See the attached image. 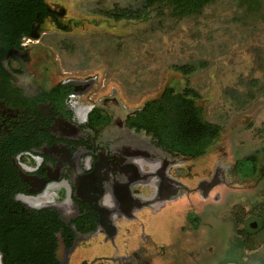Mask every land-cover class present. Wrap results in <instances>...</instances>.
<instances>
[{"label":"rangeland","instance_id":"1","mask_svg":"<svg viewBox=\"0 0 264 264\" xmlns=\"http://www.w3.org/2000/svg\"><path fill=\"white\" fill-rule=\"evenodd\" d=\"M51 1L64 11L60 21L68 29L45 25L30 44L27 69L35 77L92 78L96 96L116 92L131 108L165 87H189L199 95L203 118L222 128L205 155L174 164L171 173L190 192L159 211L144 209L142 223L123 234L129 248L118 254L142 244L143 234L150 264H264V229L246 233L249 221L264 216V0H211L185 15L175 13L170 0ZM118 8L138 17L118 19L112 15ZM184 64L195 68H173ZM250 154L258 156L259 170L244 179L233 164ZM203 181L216 183L207 197L198 190ZM188 212L200 218L196 230ZM76 252L71 264L94 258L108 264L115 248L95 240Z\"/></svg>","mask_w":264,"mask_h":264},{"label":"flooded vegetation","instance_id":"2","mask_svg":"<svg viewBox=\"0 0 264 264\" xmlns=\"http://www.w3.org/2000/svg\"><path fill=\"white\" fill-rule=\"evenodd\" d=\"M13 3L0 0V264L3 247L24 245L43 256L36 264H52L50 253L55 264H71L76 251L95 240L115 248L108 264H150L143 234L142 244L118 254L129 248L123 234L142 223L144 209L159 211L190 192L171 171L178 160L191 158L167 150L148 129L140 115L146 101L131 108L116 92L96 96L92 78L50 82L30 73L28 48L42 27H68L51 0L26 11L19 23L2 19L19 13ZM209 182L199 185L202 195ZM35 222L43 229L14 230ZM95 259L79 264L101 262Z\"/></svg>","mask_w":264,"mask_h":264},{"label":"trees","instance_id":"3","mask_svg":"<svg viewBox=\"0 0 264 264\" xmlns=\"http://www.w3.org/2000/svg\"><path fill=\"white\" fill-rule=\"evenodd\" d=\"M211 0H170L175 13L179 15L192 14L199 12ZM245 2H258L261 0H242ZM10 7V6H9ZM13 9H18L19 13L14 15H1L6 19L17 20L21 22L28 14L26 11H34L43 7L42 0H14ZM22 10V14H21ZM138 13L133 9L118 8L112 15L116 18L132 19L138 17ZM31 16L34 13H30ZM34 16V15H33ZM21 31L17 32L18 36ZM27 32V30H24ZM195 65H174L173 68L182 72L190 73L194 70ZM199 97L198 93L192 88H186L182 92L176 91L174 87H165L161 94L146 101L143 106V115L147 122V127L158 136L162 146L167 150L177 152L180 155L188 156L191 159H196L206 154L207 150L213 145L221 134L222 128L219 124L207 121L203 118V108L197 104L196 99ZM259 170V158L255 154H250L243 158L237 159L233 164V171L241 178L248 179L256 176ZM187 223L192 230H196L200 224V218L193 212H188L186 215ZM257 224V227L253 226ZM44 224L34 223H19L15 231L30 232L42 230ZM264 229V216L254 221H249L247 225L248 234H253L259 230ZM245 238H243L244 241ZM247 239V238H246ZM239 242H242L239 240ZM3 247L4 263L5 264H36L43 262L41 253H35V249L27 246H19L11 249L10 247ZM33 249V248H32ZM35 254H33V253ZM49 261L55 264L54 254H49ZM85 264V263H84ZM98 264H102L99 262Z\"/></svg>","mask_w":264,"mask_h":264},{"label":"water","instance_id":"4","mask_svg":"<svg viewBox=\"0 0 264 264\" xmlns=\"http://www.w3.org/2000/svg\"><path fill=\"white\" fill-rule=\"evenodd\" d=\"M216 183L215 182H209V184L207 185V190H205V192L203 193V196L204 197H207V194H208V191L215 185ZM202 187H200L199 189H201ZM255 226V225H253Z\"/></svg>","mask_w":264,"mask_h":264}]
</instances>
